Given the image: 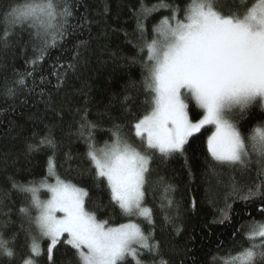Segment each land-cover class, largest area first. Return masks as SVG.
<instances>
[{"label": "trees", "instance_id": "obj_1", "mask_svg": "<svg viewBox=\"0 0 264 264\" xmlns=\"http://www.w3.org/2000/svg\"><path fill=\"white\" fill-rule=\"evenodd\" d=\"M19 0H0V17ZM58 6L55 28L48 30L47 44L35 38V30L8 23L10 33L3 39L5 23L0 21V227L5 238L18 234L14 258L0 256V264H22L29 255L27 217L19 212L29 207L30 193H22L13 183L28 184L47 179L49 158L55 176L85 188V207L109 227L137 222L151 243H159V256L140 249L144 264H231V256L250 242L242 233L252 222H264V167L253 155L248 165L215 161L207 149V138L215 131L205 125L189 138L182 153L165 156L145 152L134 124L151 109V96L143 87L146 72L136 45L142 43L137 30L138 12L160 4L183 9L190 0H54ZM224 12L234 11L240 0H216ZM256 0H246L251 6ZM67 7L70 16L62 15ZM170 9L158 8L140 19L146 25L144 39L155 38L153 28ZM60 24L64 27L61 29ZM55 34V44H52ZM146 55V53H145ZM133 58H135L133 60ZM35 61V63H33ZM23 78V83H20ZM193 120L203 110L189 102ZM242 132L264 120V108L254 104L242 118L234 117ZM94 127H91L93 126ZM151 157L146 174L144 201L152 209V221L128 216L110 200L104 178L91 171L88 145L97 149L113 142V133ZM50 136L54 146L40 145ZM91 138V139H90ZM30 145L38 148L30 149ZM260 187L257 194L248 189ZM235 187V190H234ZM171 200V204L168 201ZM63 236L47 252L50 241H40L44 252L34 257L36 264H77L75 250ZM254 243H260L257 238ZM215 258V259H214ZM126 264H136L128 257Z\"/></svg>", "mask_w": 264, "mask_h": 264}, {"label": "snow or ice", "instance_id": "obj_2", "mask_svg": "<svg viewBox=\"0 0 264 264\" xmlns=\"http://www.w3.org/2000/svg\"><path fill=\"white\" fill-rule=\"evenodd\" d=\"M158 8L170 9L173 14L154 26L156 35L149 41L144 39L147 28L140 16L146 19ZM57 9L54 0H19L11 4L0 17L5 23L2 38L7 40L10 35L9 22L13 27L28 24L35 30V38L47 44L48 30L56 27L53 22L60 14ZM179 11L162 3L152 8L142 4L138 12L137 30L142 43L136 48L144 56L143 87L151 96V109L134 124L135 135L142 138L145 152L153 150L167 156L182 153L190 137L205 125H213L215 131L206 143L215 161L246 167L255 155L264 167V120L245 133L234 119L245 116L254 104L264 108V0H256L251 6L240 0L237 8L228 12L219 9L216 0H190L183 9V19L178 18ZM62 15L66 22L70 16L67 7ZM189 102L203 110L202 118L190 117ZM113 136V142L103 148L89 143L86 155L91 171L106 180L110 200L123 213L153 223L152 209L143 204L151 157L122 139L119 132ZM39 143L54 146L50 136L42 137ZM54 168L50 157V175H55ZM55 181L49 184L44 179L38 186L36 182L13 183L20 192L31 194L30 207L36 209L37 215L33 217L29 207H21L19 212L27 217L29 225L34 224L40 237L50 241L49 258L65 234L66 243L75 250L77 264H126L128 257L136 264H144L138 259V249L159 256V243H151L152 233L146 234L132 222L109 227L107 220L97 219L94 212L86 209L89 192L85 188L59 176ZM41 188L51 193L49 199H40ZM248 191L254 195L260 187L255 186V192L252 188ZM0 227L6 228L7 222ZM21 230L26 233L29 251L22 264H36L34 257L42 255L44 249L30 228L24 229L22 224ZM242 234L250 246H241L231 256V264H264V222L253 221L250 231ZM17 237L14 233L5 238L0 231V256L15 257ZM257 238L261 241L258 244L253 242ZM159 264L168 262L161 258Z\"/></svg>", "mask_w": 264, "mask_h": 264}, {"label": "rangeland", "instance_id": "obj_3", "mask_svg": "<svg viewBox=\"0 0 264 264\" xmlns=\"http://www.w3.org/2000/svg\"><path fill=\"white\" fill-rule=\"evenodd\" d=\"M213 126V125H212ZM215 128V127H214ZM133 146V145H132ZM133 147H135V146H133ZM103 148V147H102ZM137 150H139V149H137ZM49 174V173H48ZM47 183H49V184H54L56 181H55V177L53 176V175H50L47 179ZM37 184V186L39 185V182L38 183H36ZM38 195H39V197H40V199L41 200H47V199H49L50 197H51V193L46 189V188H41L40 189V191H39V193H38ZM32 213H31V215L33 216V217H35V215H37V211H36V209H34V208H32ZM57 215L58 216H60V215H62V213H57ZM140 218H143V217H140ZM144 219V218H143ZM129 223V222H128ZM132 223H136V224H138L137 222H135V221H133ZM33 226H34V224H33ZM33 235L34 236H36L37 237V240L40 242L42 239H45V238H42V237H40L39 236V233H38V230L35 228V226H34V232H33ZM65 235H67V234H65ZM64 235V236H65ZM68 237V236H67ZM62 238V237H61ZM47 239V238H46ZM140 249H138V251H139ZM132 258V257H131ZM139 259V258H138Z\"/></svg>", "mask_w": 264, "mask_h": 264}]
</instances>
